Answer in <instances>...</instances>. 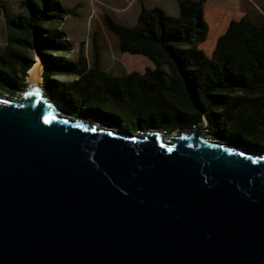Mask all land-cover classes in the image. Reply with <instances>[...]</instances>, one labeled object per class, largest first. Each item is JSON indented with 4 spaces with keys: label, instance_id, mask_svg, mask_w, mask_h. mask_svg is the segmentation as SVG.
<instances>
[{
    "label": "water",
    "instance_id": "water-1",
    "mask_svg": "<svg viewBox=\"0 0 264 264\" xmlns=\"http://www.w3.org/2000/svg\"><path fill=\"white\" fill-rule=\"evenodd\" d=\"M41 86L0 90V264H264V152L206 121L119 131Z\"/></svg>",
    "mask_w": 264,
    "mask_h": 264
},
{
    "label": "trees",
    "instance_id": "trees-1",
    "mask_svg": "<svg viewBox=\"0 0 264 264\" xmlns=\"http://www.w3.org/2000/svg\"><path fill=\"white\" fill-rule=\"evenodd\" d=\"M177 1L178 16L142 4L133 27L105 14L120 51L149 60L125 75L101 68L96 41L91 62L83 50L75 60L54 55L73 47L59 27L71 13L61 0H25L26 12L17 14L6 8L10 33L0 50V85L12 94L26 86L36 41L47 62L44 88L66 111L126 122L133 132L171 133L207 118L214 137L264 150V18L254 22L247 11L217 1ZM58 74L75 79L62 84Z\"/></svg>",
    "mask_w": 264,
    "mask_h": 264
},
{
    "label": "rangeland",
    "instance_id": "rangeland-1",
    "mask_svg": "<svg viewBox=\"0 0 264 264\" xmlns=\"http://www.w3.org/2000/svg\"><path fill=\"white\" fill-rule=\"evenodd\" d=\"M61 1L65 8L71 13L64 17L59 27L65 32L67 40L73 47L69 52H65L62 49L57 50L54 52V55L75 60L80 56V52L83 50L86 57L91 62L93 59L94 41H96L98 46L97 49L101 57V68L113 73V75H125L133 68L142 67L143 64L146 62L148 63L149 60L143 55H131L130 53L120 51L118 38L106 25L105 14L112 16L116 22L131 27L135 26L137 23L142 4H145L148 8L160 6L169 15H179V4L177 0ZM211 1L213 3L217 1L219 5L227 4L228 6H233L235 9L245 10L249 13L251 20L254 22L259 21V15L260 17H264V0H210V3H212ZM6 8L11 10L10 12H12V14L26 12L25 0H0V50L9 45L10 27L6 21ZM45 26L48 28L50 24H45ZM30 55L35 59L36 63L38 60L35 51L31 50ZM32 73L40 75L41 85H43V76L41 72L37 70L31 72V74ZM57 78L64 84L73 81L75 76L58 74ZM28 79L26 82H29ZM5 88L6 87L0 85V90L10 95H18L21 93L20 90L16 94H12L10 88L7 87V90ZM64 110L66 109L64 108ZM203 121H206L205 129L207 131V118L203 119ZM101 123H108L119 131L133 132L128 128L126 122H122L121 126H114L110 122ZM140 131L134 133H140ZM254 151L264 152V150Z\"/></svg>",
    "mask_w": 264,
    "mask_h": 264
},
{
    "label": "bare ground",
    "instance_id": "bare-ground-1",
    "mask_svg": "<svg viewBox=\"0 0 264 264\" xmlns=\"http://www.w3.org/2000/svg\"><path fill=\"white\" fill-rule=\"evenodd\" d=\"M38 63L39 62H36L35 63V65L32 67V69L30 70L31 72H35V71H37L38 69H37V66H38ZM30 80H28L29 82V84H32V83H36V84H38V85H40L41 86V77H40V75L39 74H36V73H32L31 74V77L29 78ZM42 87V86H41Z\"/></svg>",
    "mask_w": 264,
    "mask_h": 264
},
{
    "label": "crops",
    "instance_id": "crops-1",
    "mask_svg": "<svg viewBox=\"0 0 264 264\" xmlns=\"http://www.w3.org/2000/svg\"><path fill=\"white\" fill-rule=\"evenodd\" d=\"M236 1H238V0H236ZM259 18H260V19H259V21H260V20H262L264 17H262V16L260 17V15H259Z\"/></svg>",
    "mask_w": 264,
    "mask_h": 264
}]
</instances>
